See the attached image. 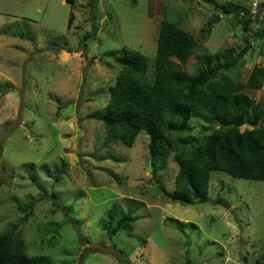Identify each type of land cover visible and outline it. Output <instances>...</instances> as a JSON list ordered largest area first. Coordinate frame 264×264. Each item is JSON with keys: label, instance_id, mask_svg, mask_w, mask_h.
<instances>
[{"label": "rangeland", "instance_id": "374dc122", "mask_svg": "<svg viewBox=\"0 0 264 264\" xmlns=\"http://www.w3.org/2000/svg\"><path fill=\"white\" fill-rule=\"evenodd\" d=\"M91 2L0 0V234L16 225L27 254L47 255L55 264H264V181L215 171L208 202L170 203L159 187L175 189L172 156L152 173L144 133L132 147H104L103 124L88 118L104 111L123 48L154 57L163 20L199 37L219 18L185 72L203 67V54L225 48L237 54L249 43L233 74L245 80L253 66H264V37H256L264 0ZM226 2L235 4L227 15ZM237 6L249 11L248 32L232 18L243 14ZM93 24L99 31L83 44ZM248 95L258 100L264 87ZM203 124L192 117L194 130L173 139L202 137ZM127 214L137 219L131 230L107 235Z\"/></svg>", "mask_w": 264, "mask_h": 264}, {"label": "trees", "instance_id": "16d2710c", "mask_svg": "<svg viewBox=\"0 0 264 264\" xmlns=\"http://www.w3.org/2000/svg\"><path fill=\"white\" fill-rule=\"evenodd\" d=\"M67 1L74 4L73 0ZM97 1L92 0L89 6H94ZM215 6L219 8L216 2ZM234 6V3L226 2L222 4V12L230 14ZM237 9H242L243 14L238 16V10L232 18L248 32L251 26L249 11L240 6ZM260 9L264 11L263 3ZM73 22L71 13L68 29ZM218 22L219 18H216L208 28L200 31L199 37H194L174 22L161 21L153 58L123 48L114 59L120 70L114 85L109 88L104 111L88 116L103 124L104 147L115 142L132 147L138 135L144 133L148 138L152 173L155 166H165L168 157L172 156L178 167L175 189L167 192L164 187H159L170 203L186 206L208 202L210 175L215 171L236 179L264 181V96L254 100L248 95L264 87V66H253L245 80L233 75L243 55L251 49L249 43L237 54L232 48L203 54V67L192 74H187L184 69L198 43L205 41L212 26ZM263 25L264 17L256 33L260 40L264 37ZM98 31L93 24L92 30L81 37L82 43L92 40ZM259 53L264 58V45ZM8 87L7 82L3 89ZM192 117L203 121L202 131L207 134L175 141L174 133L194 130L190 125ZM51 198L56 195L52 193ZM29 206L23 211H31L32 204ZM136 221L131 214L124 215L107 230V235L111 237L122 230L130 231ZM185 226L195 227L191 223ZM16 229L17 226L12 224L10 230L0 234V264H55L47 255H28L25 242L16 235ZM65 264H73V261Z\"/></svg>", "mask_w": 264, "mask_h": 264}, {"label": "water", "instance_id": "95a60500", "mask_svg": "<svg viewBox=\"0 0 264 264\" xmlns=\"http://www.w3.org/2000/svg\"><path fill=\"white\" fill-rule=\"evenodd\" d=\"M149 167H150V170H152V167H151V160H150V162H149ZM220 205L223 206V207L226 208V209H229V208H230V206H229L227 203L223 202V201L220 202ZM74 229H75V232H76L77 237L80 239V234H79V231H78L76 225H74Z\"/></svg>", "mask_w": 264, "mask_h": 264}]
</instances>
